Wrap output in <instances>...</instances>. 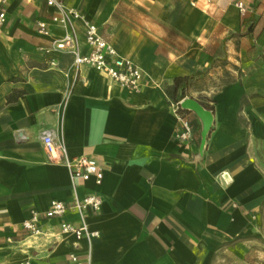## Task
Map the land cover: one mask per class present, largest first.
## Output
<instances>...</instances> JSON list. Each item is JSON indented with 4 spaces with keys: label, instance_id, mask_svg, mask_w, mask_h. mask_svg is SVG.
<instances>
[{
    "label": "crops",
    "instance_id": "crops-1",
    "mask_svg": "<svg viewBox=\"0 0 264 264\" xmlns=\"http://www.w3.org/2000/svg\"><path fill=\"white\" fill-rule=\"evenodd\" d=\"M64 0L96 25L120 56L143 73L139 90L82 66L72 83L68 52L40 47L63 36L45 0H9L0 27V264H225L239 238L264 216V0ZM46 23L49 33L37 32ZM81 53L84 27L75 22ZM196 76L189 96L192 140L176 138L178 113L164 88ZM183 98V99H184ZM102 169L72 182L50 161L42 137ZM259 151V154H258ZM94 192L102 200L85 221L92 239L60 232L80 225L71 211L45 218L53 201ZM40 214L41 233L23 223ZM240 251V250H239ZM75 256V260L71 258Z\"/></svg>",
    "mask_w": 264,
    "mask_h": 264
},
{
    "label": "built area",
    "instance_id": "built-area-1",
    "mask_svg": "<svg viewBox=\"0 0 264 264\" xmlns=\"http://www.w3.org/2000/svg\"><path fill=\"white\" fill-rule=\"evenodd\" d=\"M9 0H0V27L6 19V4ZM46 4L54 9L50 20L53 24L63 28V36L53 40L49 47H40L39 50L49 56V65L56 66L57 61L51 55L52 52H68L72 55V63L65 70V76L74 83L79 76L80 68L88 66L108 76L111 80L122 87L132 90H139L144 75L142 71L128 58L120 56L115 48L106 41L98 32L95 24L84 18L81 12L73 7L67 6L64 0H45ZM235 5L240 12H244V4L241 0H236ZM80 20L84 27V40L87 51L81 53L80 41L76 31L75 22ZM37 32L47 35L49 29L45 22L36 23ZM170 102V107L178 113L179 128L176 138L182 142L192 140V129L189 121L182 114L181 102ZM44 149L50 161L63 163L69 171L72 182L76 180L86 181L93 177L96 185L101 183L103 173L95 160L87 156L69 157L65 145L52 140L49 134L42 137ZM102 200L94 192L87 193L81 198L76 197L69 202L53 201L50 207L43 212L45 218L59 217L67 211L76 213L80 218V225L74 226L68 222L60 224V232L71 233L77 239L86 237L92 239L98 236V232H91L85 221L88 211L97 212L100 209ZM40 214L33 212L31 218L23 223V227L30 235L37 236L41 233L38 222ZM75 260V256H71Z\"/></svg>",
    "mask_w": 264,
    "mask_h": 264
},
{
    "label": "rangeland",
    "instance_id": "rangeland-1",
    "mask_svg": "<svg viewBox=\"0 0 264 264\" xmlns=\"http://www.w3.org/2000/svg\"><path fill=\"white\" fill-rule=\"evenodd\" d=\"M261 154H264V141L260 143ZM259 154V151H258ZM241 249L235 257H228L225 264H264V216L258 218L257 227L252 233L239 238Z\"/></svg>",
    "mask_w": 264,
    "mask_h": 264
},
{
    "label": "trees",
    "instance_id": "trees-1",
    "mask_svg": "<svg viewBox=\"0 0 264 264\" xmlns=\"http://www.w3.org/2000/svg\"><path fill=\"white\" fill-rule=\"evenodd\" d=\"M201 74L202 73H196L192 75L175 77L172 84L164 88V92L168 97L169 102H177L186 96L191 97L189 95V91L192 89V87H194L193 84L196 76ZM199 103L202 105V107L211 111L212 106L210 104L201 101H199ZM184 111V109L181 110V112Z\"/></svg>",
    "mask_w": 264,
    "mask_h": 264
},
{
    "label": "water",
    "instance_id": "water-1",
    "mask_svg": "<svg viewBox=\"0 0 264 264\" xmlns=\"http://www.w3.org/2000/svg\"><path fill=\"white\" fill-rule=\"evenodd\" d=\"M181 107L184 110H191L193 111L201 120L202 122V141L205 140V137L210 130L211 124H212V113L211 111L205 109L200 105L199 102H197L193 98H184L181 102Z\"/></svg>",
    "mask_w": 264,
    "mask_h": 264
}]
</instances>
